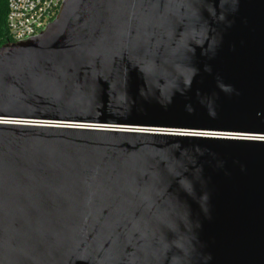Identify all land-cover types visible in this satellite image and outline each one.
<instances>
[{
  "label": "water",
  "instance_id": "1",
  "mask_svg": "<svg viewBox=\"0 0 264 264\" xmlns=\"http://www.w3.org/2000/svg\"><path fill=\"white\" fill-rule=\"evenodd\" d=\"M0 264H264V0H63L2 44Z\"/></svg>",
  "mask_w": 264,
  "mask_h": 264
},
{
  "label": "built area",
  "instance_id": "2",
  "mask_svg": "<svg viewBox=\"0 0 264 264\" xmlns=\"http://www.w3.org/2000/svg\"><path fill=\"white\" fill-rule=\"evenodd\" d=\"M9 43L28 40L47 28L62 7L63 0H6Z\"/></svg>",
  "mask_w": 264,
  "mask_h": 264
},
{
  "label": "trees",
  "instance_id": "3",
  "mask_svg": "<svg viewBox=\"0 0 264 264\" xmlns=\"http://www.w3.org/2000/svg\"><path fill=\"white\" fill-rule=\"evenodd\" d=\"M7 1L0 0V46L8 41L6 25Z\"/></svg>",
  "mask_w": 264,
  "mask_h": 264
}]
</instances>
